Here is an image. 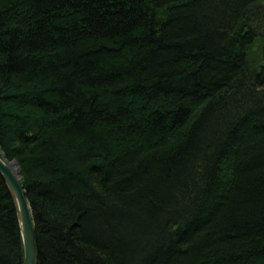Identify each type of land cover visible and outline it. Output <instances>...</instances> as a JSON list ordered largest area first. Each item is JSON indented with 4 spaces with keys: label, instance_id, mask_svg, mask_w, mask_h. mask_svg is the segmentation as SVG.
<instances>
[{
    "label": "trees",
    "instance_id": "obj_1",
    "mask_svg": "<svg viewBox=\"0 0 264 264\" xmlns=\"http://www.w3.org/2000/svg\"><path fill=\"white\" fill-rule=\"evenodd\" d=\"M0 153L37 264H264V0H0Z\"/></svg>",
    "mask_w": 264,
    "mask_h": 264
},
{
    "label": "water",
    "instance_id": "obj_2",
    "mask_svg": "<svg viewBox=\"0 0 264 264\" xmlns=\"http://www.w3.org/2000/svg\"><path fill=\"white\" fill-rule=\"evenodd\" d=\"M0 175L12 197L22 238L23 264H37L38 247L35 224L30 203L21 183L19 164L15 159L7 160L0 153Z\"/></svg>",
    "mask_w": 264,
    "mask_h": 264
}]
</instances>
